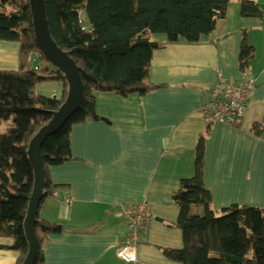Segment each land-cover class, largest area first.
I'll return each instance as SVG.
<instances>
[{
	"label": "crops",
	"instance_id": "1",
	"mask_svg": "<svg viewBox=\"0 0 264 264\" xmlns=\"http://www.w3.org/2000/svg\"><path fill=\"white\" fill-rule=\"evenodd\" d=\"M255 2L260 19L243 18L240 3L231 2L224 19L199 43L155 50L148 82L159 89L126 98L92 92L101 120L73 125V160L47 170L55 189L42 200L37 216L63 228L41 244L44 264H180L163 252L183 248L182 233L172 226L179 212L172 196L182 180L194 176L200 137L205 138L203 181L213 210L264 208V0ZM243 35L253 49L244 71L239 62ZM154 42L164 44L165 38ZM18 67V46L0 42V71ZM248 76L255 86L240 122L232 127L207 123L201 108L218 79L236 84ZM52 94L60 98L62 86ZM141 203L147 204L145 231L136 260L125 263L116 257L128 232L118 209ZM192 212L199 215L201 208ZM12 244L0 238V264H17L20 253L8 248Z\"/></svg>",
	"mask_w": 264,
	"mask_h": 264
},
{
	"label": "trees",
	"instance_id": "2",
	"mask_svg": "<svg viewBox=\"0 0 264 264\" xmlns=\"http://www.w3.org/2000/svg\"><path fill=\"white\" fill-rule=\"evenodd\" d=\"M236 1L243 18H262L255 0H44L49 34L79 68L84 93L78 111L41 146L42 200L55 189L47 170L73 160L72 126L101 120L92 92L126 98L159 89L148 82L153 52L166 44L199 43L224 19L227 5ZM153 35H163L164 44L152 41ZM0 42L16 44L19 52L18 69L0 71V238L12 240L8 248L20 253L21 264L27 253L23 220L33 182L28 144L63 103L68 85L62 71L43 66L46 60L34 39L28 0H0ZM33 55L41 66L32 67ZM252 56L243 35V71ZM52 82L61 84L60 98L37 93L38 85ZM204 142L200 137L196 145L193 178L182 180L172 196L179 209L172 226L181 231L183 248L163 253L180 264H264V208L231 205L213 210L203 181ZM197 206L199 215L192 212ZM62 228L36 217L34 264H44L41 244Z\"/></svg>",
	"mask_w": 264,
	"mask_h": 264
},
{
	"label": "water",
	"instance_id": "3",
	"mask_svg": "<svg viewBox=\"0 0 264 264\" xmlns=\"http://www.w3.org/2000/svg\"><path fill=\"white\" fill-rule=\"evenodd\" d=\"M34 39L46 62L63 72L68 90L63 103L51 114L50 120L30 139L27 158L33 171L32 190L23 220V231L27 241V253L21 264H34L38 243L34 226L38 208L45 189V171L40 155L43 142L67 123L78 111L83 101V85L79 68L74 61L52 40L46 21L44 0H28ZM55 98V97H53Z\"/></svg>",
	"mask_w": 264,
	"mask_h": 264
},
{
	"label": "built area",
	"instance_id": "4",
	"mask_svg": "<svg viewBox=\"0 0 264 264\" xmlns=\"http://www.w3.org/2000/svg\"><path fill=\"white\" fill-rule=\"evenodd\" d=\"M254 86L255 79L252 76L236 84L219 78L211 89V98L201 108L203 118L207 123L236 126L244 115L246 102ZM118 213L124 218L128 232L116 251V257L131 263L136 260L139 238L145 231L147 204L121 205Z\"/></svg>",
	"mask_w": 264,
	"mask_h": 264
},
{
	"label": "rangeland",
	"instance_id": "5",
	"mask_svg": "<svg viewBox=\"0 0 264 264\" xmlns=\"http://www.w3.org/2000/svg\"><path fill=\"white\" fill-rule=\"evenodd\" d=\"M152 38H153L152 39L153 41H162V38H164V36L163 35H153ZM33 59L36 62L35 66L39 67V64H40V66L42 65V63H40L41 60L39 58L34 57ZM42 62H43V66L45 64V66H47L49 69H53V67L50 64L47 65V63L45 61H42ZM60 87H61V85L57 82L43 83V84H40L37 86V91H39V95H41V96L53 98V97H55L54 94H52L54 89H56V91H57V89H59Z\"/></svg>",
	"mask_w": 264,
	"mask_h": 264
}]
</instances>
